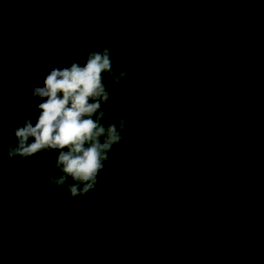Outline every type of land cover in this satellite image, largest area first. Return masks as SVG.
<instances>
[{"label": "trees", "instance_id": "16d2710c", "mask_svg": "<svg viewBox=\"0 0 264 264\" xmlns=\"http://www.w3.org/2000/svg\"><path fill=\"white\" fill-rule=\"evenodd\" d=\"M2 40L0 264H264V0H0ZM89 48L128 72L103 121L127 136L73 198L55 151L7 147Z\"/></svg>", "mask_w": 264, "mask_h": 264}, {"label": "clouds", "instance_id": "9594fccd", "mask_svg": "<svg viewBox=\"0 0 264 264\" xmlns=\"http://www.w3.org/2000/svg\"><path fill=\"white\" fill-rule=\"evenodd\" d=\"M0 44L2 61L4 40ZM9 47L14 51L17 45L13 42ZM106 75L113 85L128 75L127 70L114 72L108 49H85L83 63L73 61L69 67L53 68L45 76L43 86L32 90V96L42 100L36 107L39 115L35 124L29 117L23 126L11 130L16 143L8 145V157L33 158L41 152L55 151L54 167L60 175L50 176V183L67 187L73 198L93 189L112 148L127 136L123 117L103 123L104 107L111 99ZM2 152L0 145V155Z\"/></svg>", "mask_w": 264, "mask_h": 264}]
</instances>
